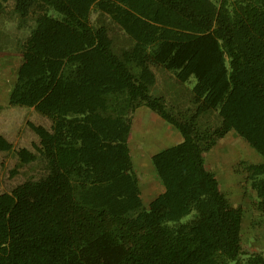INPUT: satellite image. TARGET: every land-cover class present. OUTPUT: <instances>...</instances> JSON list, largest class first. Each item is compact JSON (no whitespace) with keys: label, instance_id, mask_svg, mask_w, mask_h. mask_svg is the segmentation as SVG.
<instances>
[{"label":"trees","instance_id":"1","mask_svg":"<svg viewBox=\"0 0 264 264\" xmlns=\"http://www.w3.org/2000/svg\"><path fill=\"white\" fill-rule=\"evenodd\" d=\"M9 2L3 104L49 125L26 122L32 149L0 134V152L40 169L0 192V264H264L205 162L229 131L248 144L264 217V0H0V14ZM155 70L194 77L189 106L151 93ZM140 106L181 137L150 156L162 189L147 202L127 143Z\"/></svg>","mask_w":264,"mask_h":264},{"label":"rangeland","instance_id":"2","mask_svg":"<svg viewBox=\"0 0 264 264\" xmlns=\"http://www.w3.org/2000/svg\"><path fill=\"white\" fill-rule=\"evenodd\" d=\"M91 16V21L93 19ZM16 34L15 25L11 19V3L6 6L4 13L0 14V80L3 81L0 86V100L2 108L0 109V134L4 136L15 148L26 147L32 149V144L37 142L36 135L28 128L26 122L48 127L49 121L35 112L33 108L25 106L11 107L3 104L1 93L5 91L4 86L8 85L11 76V70L15 59V52L11 49ZM156 72V83L151 93L153 95L161 94L167 100H175L180 106H189L190 90L195 81L191 75L185 82H179L174 74L169 72ZM140 109V110H139ZM134 112L135 119L140 117L145 134L158 131L159 124L150 115L158 117L152 110L142 106ZM159 118V117H158ZM158 120V119H157ZM159 121V120H158ZM161 121V120H160ZM165 125L164 120H162ZM156 124H158L156 126ZM146 134V135H147ZM135 138V136H134ZM141 138H143L141 136ZM144 140L149 139L144 135ZM151 147V141L143 145ZM135 142V141H134ZM134 144V143H133ZM131 143L134 150L136 146ZM136 148V147H135ZM132 150V151H133ZM135 151V150H134ZM133 151V152H134ZM208 167L216 174L220 189L228 198L233 206L240 205L244 212L242 222V238L244 248L248 251H264V217L258 215L255 209V195L249 187L246 180V173L243 170V164L260 161V156L238 138L232 131H229L223 138L219 139L214 147L205 155ZM18 159L12 152H0V192L10 191V189L24 181L30 176H35L40 172L37 162L31 164L18 165ZM143 176V175H142ZM138 178L140 176L138 175ZM189 214L181 219V222L190 218Z\"/></svg>","mask_w":264,"mask_h":264},{"label":"crops","instance_id":"3","mask_svg":"<svg viewBox=\"0 0 264 264\" xmlns=\"http://www.w3.org/2000/svg\"><path fill=\"white\" fill-rule=\"evenodd\" d=\"M141 107L142 106L136 108L135 109L136 112H140L139 108H141ZM135 110H134V112H135ZM134 112L132 114L130 134L128 136L127 143H128L131 159H132L133 166H134V171L137 174V177H138V175L140 176V178H138V184L140 187L141 197H142L143 201L147 202L152 197H154L157 193H159L162 189L161 185L159 184V182L156 178V176L154 175V173L151 170L150 156L162 148H165L167 146H170L172 144L179 142L181 140V137H180V134L178 133V131L174 127H172L170 124L165 122L167 124V125H165L160 117L159 118L155 117L154 115L149 113V115L154 120L156 119L155 121L158 122V124H159V122H161V124H159V126H157L158 124H156V126L159 127V132L156 131V132L151 133L152 134L151 135L152 139H151L150 135H148L147 133H146L147 135L145 134V130H144L145 127H144V125H142L143 123H142L140 117L137 116V118L135 119ZM144 135L146 137H148V139L150 141L152 140L151 141V147H148L149 145L148 146L145 145ZM134 136H135V138H134ZM141 136L143 138L138 139ZM170 136H171V138H170ZM156 138H157V140H156ZM164 138L166 139V141ZM140 140L143 141L144 144L143 143L142 144L145 145L144 148L142 147V145H140L141 144ZM149 140L145 141V142L148 144ZM163 141H165V143ZM131 143L132 144L134 143L133 145L136 144V146H135L136 148L134 147L135 151L133 150ZM163 143H164V145H162ZM138 150H140V151H138ZM139 153H141V154H139ZM205 162H206V160H205ZM144 164H146V165H144ZM141 165H143V166H141ZM206 166L208 167L207 163H206ZM146 172H148V173H146ZM151 178H152V180H151ZM145 179H147L148 181H146Z\"/></svg>","mask_w":264,"mask_h":264},{"label":"bare ground","instance_id":"4","mask_svg":"<svg viewBox=\"0 0 264 264\" xmlns=\"http://www.w3.org/2000/svg\"><path fill=\"white\" fill-rule=\"evenodd\" d=\"M143 125V124H142ZM173 132V131H172ZM147 133V132H146ZM148 135H150V134H148ZM173 135V134H172ZM151 136V135H150ZM141 137H139L138 139H140ZM148 138V137H147ZM170 138H171V136H170ZM151 139H152V136H151ZM165 139V138H164ZM156 140H157V138H156ZM171 140V139H170ZM150 141V140H149ZM152 141V140H151ZM165 141H166V139H165ZM165 141H163L164 143H165ZM144 143H145V141H144ZM143 143V144H144ZM159 143V142H158ZM164 143L162 144V145H164ZM146 144V143H145ZM154 146V145H153ZM140 148V147H139ZM143 148H144V146H143ZM143 150V149H142ZM138 151H140V150H138ZM146 152V151H145ZM139 154H141V153H139ZM146 156V155H145ZM143 163V162H142ZM141 164V163H140ZM144 165H146V164H144ZM141 166H143V165H141ZM139 167V166H138ZM141 168V167H140ZM138 169V168H137ZM140 170V169H139ZM144 170V169H143ZM146 173H148V172H146ZM146 181H148L147 179H145ZM151 180H152V178H151ZM148 183V182H147ZM149 185V184H148Z\"/></svg>","mask_w":264,"mask_h":264}]
</instances>
